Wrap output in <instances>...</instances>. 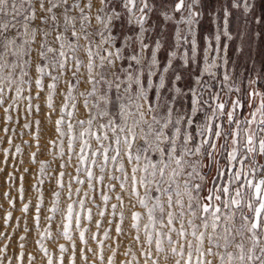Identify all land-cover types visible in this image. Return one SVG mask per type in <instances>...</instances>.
Returning a JSON list of instances; mask_svg holds the SVG:
<instances>
[{"label":"snow or ice","instance_id":"6c2138e0","mask_svg":"<svg viewBox=\"0 0 264 264\" xmlns=\"http://www.w3.org/2000/svg\"><path fill=\"white\" fill-rule=\"evenodd\" d=\"M204 7L0 0L6 123L12 112L15 123L40 114L55 136L47 142L53 159L37 160L42 122L23 124L35 126L30 159L39 179L36 203L18 210L31 209L46 264H65L66 256L69 264H264V57L252 54L264 41V0H220L211 31ZM2 151L7 165L12 149ZM5 213L8 224L13 211ZM26 239L11 258L9 244L0 248V264H24Z\"/></svg>","mask_w":264,"mask_h":264},{"label":"rangeland","instance_id":"374dc122","mask_svg":"<svg viewBox=\"0 0 264 264\" xmlns=\"http://www.w3.org/2000/svg\"><path fill=\"white\" fill-rule=\"evenodd\" d=\"M220 0H202V3L206 5L204 7V17L202 20V24L204 26L205 31H211L213 29L211 17L209 15L212 7L217 6L219 4ZM261 11L260 8H257V13L259 14ZM232 22L230 21V28H231ZM256 30H259L260 26H254ZM253 56L256 58V60L259 62L262 57H264V41H257L255 49L253 51ZM259 66V64H258ZM13 116V122L12 123H6L5 117H4V111L2 108H0V129L7 126L9 129H15V134L10 131L7 135L3 131H0V139H3L5 143L3 145H0V169H3V172H0V233H7L11 236V241L5 240L3 238H0V248L4 247L5 244H9V250H8V256L11 258L13 257L14 253L19 252V248L17 246V241L21 235L27 236V239L24 241L25 248L23 249L25 253V260L24 264H30L29 256H35L36 260L32 261L31 264H46V259L43 257V254L38 252V245L35 243V241L39 238L37 232L33 228V222H32V211L30 209L29 213L25 214L18 209L21 208L22 203H27L29 200H31L33 203H36L37 193L35 189L32 187L37 183V180L39 179V176L37 175L39 172V164L33 163L30 159V154L32 152H37V148L35 146L36 141L34 139L36 132H35V126H33L32 129H25L23 128V124L25 122H30L32 119H40L42 122L43 131L41 132V149L40 153L37 155V160H48L51 161L53 157L49 154V147H48V140L55 139V136L53 135L51 131V126L46 125V123L43 120V116L40 114H33L29 117V121H25L23 118L20 119L19 123H15V119L17 116L16 112H12ZM12 138V145H9L7 143L8 137ZM19 145L23 152L21 154L15 153V146ZM29 145H32V147H29ZM3 148H11L12 151L8 155L7 160L8 163L5 165L2 163L5 159V154L2 151ZM21 161H23L21 163ZM58 163V161H57ZM56 164H52V168H55ZM27 168L29 171L25 172L24 169ZM69 172L73 171L72 168L68 169ZM11 173L13 176H15L17 179L15 181H8L7 177L8 174ZM24 177V188H25V199L23 202L19 200V192L18 188L20 187V180L19 177ZM49 185L46 182L43 186L45 190V201L46 203L50 199L47 193ZM5 193L10 194V198L16 200V209L13 210L11 208V205L8 203L9 197L5 196ZM5 210L13 211V219L8 222V224H5ZM17 221H19V227H17ZM25 221H27V227L30 229L29 232L25 233L23 231L25 227ZM46 227V224L43 220V212L41 213V230ZM95 230V229H93ZM49 248L50 253H57V245L51 243L50 241L45 242ZM57 243H64L67 244L68 242L61 239ZM79 245V241L77 242ZM107 243L111 244L112 241H108ZM125 243H128V241H125ZM91 247L95 248L97 245L94 241L90 242ZM107 251V249H106ZM123 251V249H121ZM118 259L122 260L124 259L123 256L117 257ZM13 264H17L15 260H13ZM54 264H58V262L54 258ZM65 264H69L67 256L65 257ZM77 264H80L79 259H77Z\"/></svg>","mask_w":264,"mask_h":264}]
</instances>
